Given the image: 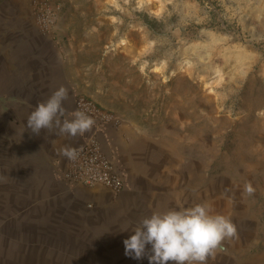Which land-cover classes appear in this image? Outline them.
I'll list each match as a JSON object with an SVG mask.
<instances>
[{
  "label": "rangeland",
  "instance_id": "374dc122",
  "mask_svg": "<svg viewBox=\"0 0 264 264\" xmlns=\"http://www.w3.org/2000/svg\"><path fill=\"white\" fill-rule=\"evenodd\" d=\"M0 13L41 17L125 80L126 119L183 210L205 203L236 225L215 264H264V0H0ZM50 233L32 215L0 221V264H62Z\"/></svg>",
  "mask_w": 264,
  "mask_h": 264
},
{
  "label": "crops",
  "instance_id": "0c3cea01",
  "mask_svg": "<svg viewBox=\"0 0 264 264\" xmlns=\"http://www.w3.org/2000/svg\"><path fill=\"white\" fill-rule=\"evenodd\" d=\"M40 18L0 13V221L32 215L55 238L45 245L62 264H149L147 256H126L123 241L143 218L183 210L180 192L166 184L173 175L145 147L142 129L126 119L121 105L132 98L123 96L130 91L125 80L101 64L84 63L79 47L46 30ZM61 86L69 92L61 120L72 118L80 94L126 119L100 135L107 155L126 172L125 189L70 186L59 178L68 160L57 150L79 147L93 130L73 138L56 129L36 135L27 127L30 113ZM207 264H215V256Z\"/></svg>",
  "mask_w": 264,
  "mask_h": 264
},
{
  "label": "clouds",
  "instance_id": "9594fccd",
  "mask_svg": "<svg viewBox=\"0 0 264 264\" xmlns=\"http://www.w3.org/2000/svg\"><path fill=\"white\" fill-rule=\"evenodd\" d=\"M69 92L64 86L58 88L45 102L37 105L27 118V127L39 135L42 130L70 137L83 136L93 130L94 119L84 111L71 113V119L61 120L66 110L63 102ZM57 154L69 161L78 158V150L64 146ZM244 193L253 196L256 189L248 182ZM129 238L123 241L125 255L133 259L147 256L149 264H207L209 257L224 251V243L237 237L236 225L230 217L211 214L205 203L184 210H169L143 218ZM147 246H150L147 247Z\"/></svg>",
  "mask_w": 264,
  "mask_h": 264
},
{
  "label": "built area",
  "instance_id": "2783aa9c",
  "mask_svg": "<svg viewBox=\"0 0 264 264\" xmlns=\"http://www.w3.org/2000/svg\"><path fill=\"white\" fill-rule=\"evenodd\" d=\"M75 101L76 110L84 111L91 116L95 124L92 135L76 148L78 158L75 161H67L66 166L58 174L59 178L70 186L101 184L115 193L125 189L126 172L107 155L100 138L101 133L109 126L120 124V117L88 96L77 95Z\"/></svg>",
  "mask_w": 264,
  "mask_h": 264
}]
</instances>
